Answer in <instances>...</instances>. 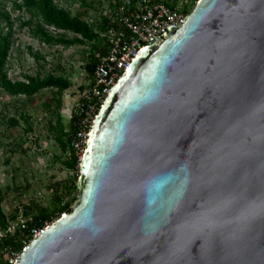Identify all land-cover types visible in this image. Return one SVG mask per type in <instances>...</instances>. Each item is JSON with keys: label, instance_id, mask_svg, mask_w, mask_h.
<instances>
[{"label": "water", "instance_id": "obj_1", "mask_svg": "<svg viewBox=\"0 0 264 264\" xmlns=\"http://www.w3.org/2000/svg\"><path fill=\"white\" fill-rule=\"evenodd\" d=\"M102 103L78 199L14 264H264V0H198Z\"/></svg>", "mask_w": 264, "mask_h": 264}, {"label": "rangeland", "instance_id": "obj_2", "mask_svg": "<svg viewBox=\"0 0 264 264\" xmlns=\"http://www.w3.org/2000/svg\"><path fill=\"white\" fill-rule=\"evenodd\" d=\"M53 2L71 17L86 23L98 38L73 45L48 44L34 37L31 28L24 26L31 18L27 10H16L14 0H0V29L4 34L9 32V27L1 14L8 12L13 21L6 65L9 79L15 82L26 81V76L55 77L70 83L68 89L47 88L32 97L11 96L0 88V199L12 232L40 213L54 215L69 202L73 209L78 199L75 189L70 194L71 184L79 179L68 164L74 157L68 143L71 120L83 92L93 81L86 69L88 57L91 53L98 57L105 48V27L101 18L118 7L121 0ZM197 2L187 0L183 4L192 11ZM44 28L57 38L83 39L70 31L47 25ZM95 47L102 48V52H94ZM78 167L80 174V165ZM65 213H60L54 221ZM5 229L0 222V241ZM15 258L4 253L8 261L5 264Z\"/></svg>", "mask_w": 264, "mask_h": 264}, {"label": "built area", "instance_id": "obj_3", "mask_svg": "<svg viewBox=\"0 0 264 264\" xmlns=\"http://www.w3.org/2000/svg\"><path fill=\"white\" fill-rule=\"evenodd\" d=\"M184 2L187 0H121L118 7L101 18L105 53L98 56L93 81L77 105L79 121L71 141L80 162L93 121L111 88L143 47L155 42L163 44L171 35L169 28L186 21L191 11ZM42 231L34 230L32 239ZM14 263L11 260L10 264Z\"/></svg>", "mask_w": 264, "mask_h": 264}, {"label": "trees", "instance_id": "obj_4", "mask_svg": "<svg viewBox=\"0 0 264 264\" xmlns=\"http://www.w3.org/2000/svg\"><path fill=\"white\" fill-rule=\"evenodd\" d=\"M14 7L16 10H27L31 15V18L24 22V26L31 28L34 37L40 39L48 44H65L73 45L77 43H84L83 40H95L98 35L92 30L86 23L80 21L78 18L71 17L64 10L58 8L53 0H14ZM3 21L6 22L9 27V32L4 34L0 29V88L11 96H27L32 97L40 91L47 88H58L60 90L68 89L70 83L62 78L49 77L46 79H40L38 77L26 76V81H12L8 77L6 65L8 62L9 51L11 46V36L13 29V21L11 15L6 12L1 14ZM1 23V20H0ZM44 25L48 27H54L61 30L73 32L81 35L83 39L77 37L66 39L64 36L55 37L52 36L48 30L44 28ZM104 28V27H103ZM94 52H102V48H94ZM105 53V49L102 54ZM99 60L95 53H91L88 57V63L86 69L90 76L94 75L96 66ZM79 117L75 114L71 120L72 132L69 135V146L71 147V141L73 140ZM73 151V149H72ZM73 158L69 162V167L72 168L77 176H79V157L73 151ZM77 190L76 180L70 186V194L73 190ZM72 202L59 208L58 212L54 215L48 213H40L32 218L31 221L19 225L14 231H9L8 219L2 209V199H0V222L5 226L4 237L0 241V264L8 263L4 259V253L8 252L11 257L20 256L23 249L30 243L33 237L34 230H43L47 223L53 222L55 217L58 218L62 212H72Z\"/></svg>", "mask_w": 264, "mask_h": 264}]
</instances>
